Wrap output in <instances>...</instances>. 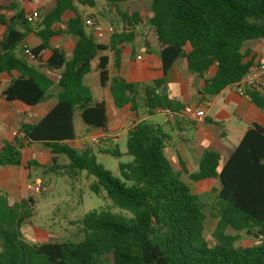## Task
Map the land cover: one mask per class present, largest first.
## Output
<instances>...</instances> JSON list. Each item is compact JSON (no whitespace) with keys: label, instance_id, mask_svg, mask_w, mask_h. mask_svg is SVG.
<instances>
[{"label":"trees","instance_id":"1","mask_svg":"<svg viewBox=\"0 0 264 264\" xmlns=\"http://www.w3.org/2000/svg\"><path fill=\"white\" fill-rule=\"evenodd\" d=\"M18 1L31 0H8V5H0V24L6 27L0 40V76L18 73L1 99L28 112L45 102L56 87L57 104L40 121L22 124L19 136L4 143L0 167L21 169L22 189L27 190L32 172L43 165L24 159L22 150L39 145L51 155L49 167L42 172L72 180L86 172L95 179L90 192L106 193L112 206L83 217L80 242L30 244L23 239L22 228L33 216L35 200L29 197L11 204L8 195L0 193V264H264V127L250 129L222 168L220 155L207 151L199 171L190 175L194 183L218 179L221 185L211 214L216 219L213 238L217 243L210 246L204 237V199L211 195L193 194L173 170L165 155L167 135L160 128L140 122L128 131L127 155L133 162L119 164L121 178L97 161L92 148L79 150L70 145L76 139V113L88 129H107L105 103L94 99L84 78L104 52H114L119 69L118 47L133 42L135 27L142 21L140 13L119 9L129 0H105L117 9L124 31L101 44L88 31V19L78 9V5L94 8L95 0H55L47 13H38V23L28 21ZM4 10L16 13L8 19ZM67 13L73 17L64 21ZM149 16L146 21L160 45L165 73L181 58L199 77L215 71L204 93L217 95L232 87L258 63L250 50L243 49L248 42L264 41V0H151ZM30 35L40 44L26 45ZM63 35L75 40L70 59L62 46L51 47L52 39ZM43 65L48 72H60L56 82L43 72ZM108 65L109 57L100 56L97 71L101 86L110 83L118 109L135 107L139 92L149 113L168 105V98L157 93L162 80L146 86L123 78L111 80ZM248 94L264 113V94ZM98 153L120 157L118 148L99 149ZM241 234L263 244L237 246Z\"/></svg>","mask_w":264,"mask_h":264},{"label":"crops","instance_id":"2","mask_svg":"<svg viewBox=\"0 0 264 264\" xmlns=\"http://www.w3.org/2000/svg\"><path fill=\"white\" fill-rule=\"evenodd\" d=\"M27 2L33 6L26 8L25 4ZM17 3L20 8L25 10L27 17L42 7L41 1L39 0L18 1ZM8 4V0H0V5ZM130 11L134 12L136 10ZM15 13L16 11L14 10L3 11V14L8 19H11ZM146 16L149 15L147 14ZM72 17V13H67L64 21ZM117 17L118 21L115 24L109 25L121 23L118 12ZM100 24L103 29L109 26H104L101 22ZM90 28H88V31H90ZM5 32L6 27L0 24V40ZM134 33L135 38L132 43H125L118 47L119 69L116 67L117 57L114 52H104L93 62L92 71L84 78V84L86 86H88L86 80L92 72H95V78L98 77L99 79L93 82L97 94L95 96L93 92L92 94L96 101L105 103L109 121L107 129L105 131L92 130L82 125L80 133H78L76 130L75 114L74 127L76 139L70 145L76 148L73 143H83L87 147L92 148V139L95 138L99 140L98 144H103L99 149H113L108 144H112L123 134L127 135L128 131L138 123L145 122L156 126L167 135L165 155L173 170L180 175L181 180L190 187L193 194L201 196L211 194L213 191L214 205L215 195L221 188L218 179H207L194 183L190 180V175L199 171L200 161L207 151H215L220 155V168H222L250 129L254 128V126L264 127V113L253 104L249 97L240 95L232 87L223 89L217 95L204 93L203 88L211 80L215 71L207 72L203 77H199L197 74L189 71L188 63L184 58L177 60L171 70L165 73L160 59L161 48L157 37L154 30L149 27L144 18L135 27ZM110 38L111 36L107 35L104 39L95 37V40L101 44H108ZM37 39L34 35H30L25 41V44L33 48L41 42ZM252 42L245 44L243 52L250 50L251 57L256 56V61L263 63L264 41ZM254 43L257 44L255 45ZM60 46L64 48L66 58L70 59L75 41L72 42L68 51L65 46L61 44ZM50 55V52L47 53L44 57V62ZM100 56L109 57L108 71L111 80L114 78H123L127 83L142 86L151 85L154 81L162 80L163 83L157 93L168 98V105L163 109L153 110L149 113L144 104V95L142 92H139L136 96L135 107L128 105L122 109H118L111 95L110 83L105 87L100 84L99 73L97 71ZM43 72L50 75L55 82L58 80L60 74V72L51 73L44 69ZM17 76V72H13L11 75L3 74L0 76V148L4 143L11 142L15 138L13 133H18L22 124L40 121L57 104L56 87L51 90L50 97L45 102L37 105L28 112L4 103L1 99L2 93L10 84L12 78ZM88 87L90 88V86ZM197 110H203L205 112L203 121L194 119L193 113ZM167 111L169 114L166 113ZM3 130H6V135L3 134ZM34 146L42 148L39 145H33L31 147L33 148ZM85 148L76 149L82 150ZM26 149L27 146L22 150L24 159L36 160L42 165L37 158H26ZM44 151L47 153V162L50 163L51 155L46 149ZM22 180L23 174L18 167H0V193L8 195L11 204L19 203L29 198V196L25 197L23 194L26 190L22 189ZM36 181L40 180L37 179ZM213 219L216 222V219ZM229 233L232 232L230 231Z\"/></svg>","mask_w":264,"mask_h":264},{"label":"rangeland","instance_id":"3","mask_svg":"<svg viewBox=\"0 0 264 264\" xmlns=\"http://www.w3.org/2000/svg\"><path fill=\"white\" fill-rule=\"evenodd\" d=\"M39 1H41L42 4L41 9L37 10L40 16L48 12L55 5V0ZM95 1L96 6L94 8H91L88 5H78V9L84 14L86 19H92L96 27H102L100 22L104 26L115 24L116 21H118L117 9L109 5L105 0ZM25 6L26 8H30L33 5L27 2ZM119 9L136 10L140 13L141 19L144 18L147 20L148 16L146 15L150 14V0H129L127 3L121 4ZM38 21L39 20H37L36 23H38ZM90 31L94 34L95 30L91 27ZM74 41L73 38L68 36L55 38L51 41V47L56 48L61 44L65 46L68 51ZM254 44L256 45L257 43ZM42 68L46 70L44 65ZM98 80V77L95 78V72H92L86 80V84L90 86L94 96L97 93L93 82ZM82 125L83 123L78 116V113H76V130L78 133H80ZM3 134H7L6 130H3ZM127 140V135L123 134L112 144H108L110 148L119 149L120 157L100 154L98 153V149L102 147L103 144L92 145L88 143L92 145L97 161L117 178H121L119 164L133 162V158L127 155ZM73 145L79 149L87 147V145L83 143H73ZM25 157L30 159L37 158L42 163V169H34L32 172L33 181L29 184H33L36 181L35 176H38L40 178L39 180L43 183L44 190L40 194H35L29 190L23 192L25 197L29 196L35 200L33 216L22 228L23 239L30 244L82 241L83 235L80 233L81 226L79 222L91 211L111 208V200L107 197L106 193L97 196L90 192L89 186L95 181V179L94 177L88 176L86 172L80 173L77 178L73 180L67 176L56 175L52 172H42L50 165V163L47 162V153L44 149L35 146L33 148L27 146ZM61 163L65 164V162L62 161ZM210 195V198L204 199L206 202L204 211L207 215L204 237L210 246H214L217 241L213 238L216 222L211 215L213 211V191ZM230 231L233 232L229 229L228 232ZM262 244L263 242L259 239H254L245 234H241L237 246L251 247ZM108 264L113 263L109 261Z\"/></svg>","mask_w":264,"mask_h":264},{"label":"built area","instance_id":"4","mask_svg":"<svg viewBox=\"0 0 264 264\" xmlns=\"http://www.w3.org/2000/svg\"><path fill=\"white\" fill-rule=\"evenodd\" d=\"M38 12H34L27 17L29 22H35L38 19ZM87 26L94 28V35L98 39H104L107 35L112 36L116 33H122L124 31L123 24L118 23L117 25H109L106 29L102 27H96L92 19L86 21ZM27 55H30L28 49L25 50ZM232 88L236 90L240 95L249 97V92H259L264 94V62L257 63L253 66L250 71L242 78L237 84L233 85ZM166 113L169 114L167 111ZM193 117L197 121H203L205 117V112L203 110H197L193 113ZM14 137H18V133H13ZM93 144H98L99 140L93 138ZM27 190L35 194H40L44 190L43 183L41 181H36L35 183L28 185Z\"/></svg>","mask_w":264,"mask_h":264}]
</instances>
